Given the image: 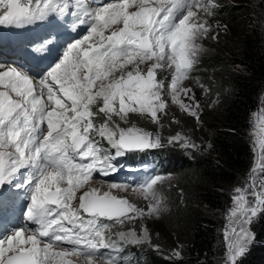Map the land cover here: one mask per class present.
Here are the masks:
<instances>
[{
    "label": "snow or ice",
    "instance_id": "snow-or-ice-1",
    "mask_svg": "<svg viewBox=\"0 0 264 264\" xmlns=\"http://www.w3.org/2000/svg\"><path fill=\"white\" fill-rule=\"evenodd\" d=\"M219 7L218 0H99L87 7L82 0H36L34 7L32 0H0V27L51 26L38 48L46 55L37 56H54L65 32L83 33L64 46L46 73L0 63V204L6 193L22 191L28 202L23 215L35 226L0 235V264H73L69 256L87 264H124L126 246H152L146 226L139 233L135 227L112 228L159 217L166 208L153 186L163 177L109 185L140 192L147 211L85 186L123 170L120 161L128 154L164 146L159 135L132 124L129 114L159 124L171 102L199 121V103L183 81L199 64L201 41L218 36L199 13L212 16ZM166 70L172 71L167 90L158 78ZM253 136L261 162L231 197L224 264H243L258 240L252 226L264 220V175L256 182L264 174V126ZM167 143L196 147L180 135ZM129 264H139L138 258Z\"/></svg>",
    "mask_w": 264,
    "mask_h": 264
},
{
    "label": "trees",
    "instance_id": "trees-1",
    "mask_svg": "<svg viewBox=\"0 0 264 264\" xmlns=\"http://www.w3.org/2000/svg\"><path fill=\"white\" fill-rule=\"evenodd\" d=\"M258 8L262 0H254ZM242 6L221 3L218 13L236 22ZM233 38L221 37L220 45L209 46L191 74L207 89L200 119L187 117L179 124L191 133L195 150H177L164 144L161 157L177 180L165 191L170 209L162 217L152 248L127 246L139 264H220L225 244L218 222L207 211H223L233 187L250 176L255 165L250 139L251 118L264 92V32L252 20L233 31ZM169 113V112H168ZM166 126L171 117L166 114ZM156 127V126H155ZM160 130L161 127L157 126ZM195 147V148H196ZM165 185L160 183L157 188ZM257 242L243 258V264H264V220L253 225ZM179 251L177 258L166 253ZM128 255V256H129ZM133 257V256H132Z\"/></svg>",
    "mask_w": 264,
    "mask_h": 264
},
{
    "label": "rangeland",
    "instance_id": "rangeland-1",
    "mask_svg": "<svg viewBox=\"0 0 264 264\" xmlns=\"http://www.w3.org/2000/svg\"><path fill=\"white\" fill-rule=\"evenodd\" d=\"M22 2L26 3L27 0H22ZM99 0H82V3L87 7V6H95ZM218 3L221 5L223 4H230L232 6H242L240 8V13L236 17V22H231L227 20L225 16H222L218 13V9L215 10V14L212 16H207L203 12L199 13V16L203 19H207L208 23L212 25L213 31L215 33H218V36L215 39L212 38H205L201 41L202 47L204 51L201 53L199 60L205 57L208 54V47L209 46H217L219 47L220 45V40L221 37H230L233 38V31L237 28H242L243 26H246V24L252 20H255L257 24H259L264 32V7L263 8H258L257 3L254 2V0H218ZM36 4V0H32V6L34 7ZM131 10V9H130ZM37 24H41V22H38ZM217 24L220 25V27H217ZM226 25L227 27H223ZM118 27V26H114ZM2 27L0 30V38L1 40L3 39V31ZM12 31V37L14 38L15 42H12L11 44H8L11 40L8 42H4V44H0V63H3L5 65H11V66H16L23 68L31 73H39L43 74L46 73L43 70H39L37 68L38 65H43L47 64L46 62L47 58L49 56L52 57V59L56 60L59 58V53L63 51L64 46L67 43L73 42L74 39L80 38V36L83 33H78L77 31H68L65 32L63 35L59 37L58 41V46H57V52L56 54L53 55H48L46 57H41L37 56L34 52H36L38 55H46L45 52L39 51V43L42 41L46 40L49 38V36L52 33V28H36L32 34H39V35H33L31 37L28 36L27 38H20L22 33H19L16 28H6ZM108 34V33H106ZM41 40H40V37ZM32 42V43H31ZM220 48V47H219ZM48 67V66H47ZM146 67V66H144ZM158 78H163L166 90L167 86L172 78V71L171 70H166L163 73H161ZM203 85L199 80L197 81V78L190 77L188 80L183 81V86L186 88H191L192 93L195 95L196 101L199 103V115L202 112V105H203V100L208 93L207 89L205 86L201 87ZM168 98V97H166ZM183 99V96L181 97ZM170 99V98H169ZM185 103H191V101L185 99ZM261 109H264V92L262 94V97L260 99L259 106L256 111L252 114L251 118V129H250V139L254 151V157H255V165L257 166L261 162V151L259 144L256 142L253 133L258 131L259 127L264 126V124L260 123L261 118L264 117V112H261ZM167 114H170L171 117V126L170 128L166 126L165 129V124L167 123L166 115H161L160 116V123L155 124L152 123L149 119H146L144 117H141L137 114H129L130 115V122L134 124L135 126L142 128L148 132H151L153 136L159 135L161 138V142L163 144H167L170 148L177 149V150H195L199 154H203V149L201 144H198V148H181L178 145H170L167 143V138L175 135H180L182 137H186L191 143L193 142V138L191 136V133L185 128H189L188 125H182L181 123L179 124V120L182 118L187 119V117L194 118L193 116L189 115L188 113L182 111L180 107L176 104H173L169 102L168 108L166 110ZM169 112V113H168ZM161 127L160 130L157 129V126ZM121 126H126V125H121ZM156 126V127H155ZM155 150H162V148H158ZM152 170L156 171L155 176L159 175L163 177L162 180L158 181L156 185H154L155 191L158 193V195L161 197L163 205L165 206L166 210L161 213L159 217L155 216H145L144 218L137 219L133 221L131 224H125L124 226L116 225L115 227L112 228L113 232L117 231H127L130 227H135L136 231L139 233L141 230L142 226H146L151 233L152 237L155 231H159V224L162 220V217L167 213L170 209L169 201L167 200L165 196V191L169 189L170 185L175 183V180H177V177L175 174L172 172L170 173H159L158 166L157 164H151L150 165ZM164 170H167L166 162L163 165ZM260 174L257 175L256 177V182L259 183V180L261 178ZM250 179V176L243 181L241 184L236 185L233 187L232 193L229 198V204L227 208H225L223 211H207L209 215H211L219 224L220 226V234L222 237V240L225 244V256L223 259V262L220 264H224V260L226 258V241L224 238V233L226 231H229L231 222L229 218V212L231 207H233V202L231 197L235 195L236 193L234 192V189L237 187L243 188L245 186V183ZM111 182L107 181H100V180H93L91 181L88 185L85 186V189H89L91 187H95L99 190L100 193H103L104 191H111L112 194L117 195L119 197L126 198L129 200L130 203L135 204L139 208L145 209L147 211L148 207V201L144 199V197L140 194L138 191H124L123 189H110L109 185ZM163 183L165 186L163 188H157V185ZM83 191V189L81 190ZM24 193L21 191L19 194L15 190H12L11 192H8L5 194L6 199L4 203L0 204V235H7L10 234L11 231L15 228L19 227H25L28 229H32L35 226L32 225L30 222H28L24 215L22 208L27 206V200L23 199ZM17 195L21 197L20 199L17 198ZM77 195H80V192L77 193ZM75 205V202H74ZM3 218V219H2ZM21 220V221H20ZM20 221V222H17ZM112 223L111 221H109ZM13 227L15 225L16 227L10 228V226ZM8 227V228H7ZM253 228V226H252ZM152 243V241H151ZM148 249L152 248L149 246H145ZM153 250H157V248L153 247ZM54 250H59V249H54ZM174 252H169L166 253V257H174L175 256ZM112 255H118L116 253H112ZM131 256H135L134 254H131ZM65 259H69L73 262V264H87V262L84 260L83 257H76V256H69L65 257ZM130 261V255L124 257V264H129ZM54 264V261H53ZM93 264H105V261L102 259H97L93 261Z\"/></svg>",
    "mask_w": 264,
    "mask_h": 264
},
{
    "label": "bare ground",
    "instance_id": "bare-ground-1",
    "mask_svg": "<svg viewBox=\"0 0 264 264\" xmlns=\"http://www.w3.org/2000/svg\"><path fill=\"white\" fill-rule=\"evenodd\" d=\"M46 62H48V64H45V65H43V67H44L45 71H47V70H49V69H50V67H51V66H52V64L55 62V60H54V59H52V57H51V56H49V57L47 58ZM47 66H48V67H47ZM40 67H41V66H40Z\"/></svg>",
    "mask_w": 264,
    "mask_h": 264
}]
</instances>
